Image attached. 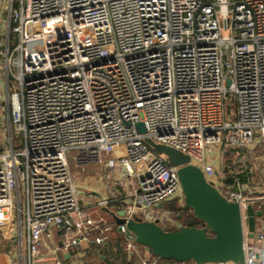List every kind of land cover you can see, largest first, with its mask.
<instances>
[{"label": "built area", "instance_id": "1", "mask_svg": "<svg viewBox=\"0 0 264 264\" xmlns=\"http://www.w3.org/2000/svg\"><path fill=\"white\" fill-rule=\"evenodd\" d=\"M6 2L0 228L16 232L17 263L192 264L156 256L106 216L166 231L192 220L178 168L152 140L239 205L244 264H264V0ZM91 165L107 196L87 186Z\"/></svg>", "mask_w": 264, "mask_h": 264}, {"label": "water", "instance_id": "2", "mask_svg": "<svg viewBox=\"0 0 264 264\" xmlns=\"http://www.w3.org/2000/svg\"><path fill=\"white\" fill-rule=\"evenodd\" d=\"M138 128L144 132L142 124ZM155 152L165 156L178 168L185 206L202 221L203 227L184 226L166 231L153 222L127 220L110 213L118 225H126L128 233L156 256L176 262L195 264L245 263L244 232L240 207L229 202L207 181L203 171L190 164L189 156L165 145L148 140ZM262 216V212L257 213ZM250 231H254V212L249 209ZM212 234V235H209ZM66 259L69 255L65 256Z\"/></svg>", "mask_w": 264, "mask_h": 264}, {"label": "crops", "instance_id": "3", "mask_svg": "<svg viewBox=\"0 0 264 264\" xmlns=\"http://www.w3.org/2000/svg\"><path fill=\"white\" fill-rule=\"evenodd\" d=\"M3 15L4 13H1L0 14V18H3ZM1 21V19H0ZM4 24V23H3ZM2 25L0 23V29H2ZM7 98V85H6V79L5 78H2L0 79V99H6ZM7 117V110L4 111V112H0V126H1V123L2 121ZM4 132V131H3ZM4 136V133L0 134V138H2ZM86 180L88 183V187L92 188V190L94 191H98L101 195L103 196H107L106 194V188H105V183L101 180L100 176H96V177H89L87 176L86 177ZM109 210V209H108ZM110 210H115L113 209L112 207L110 208ZM109 210V211H110ZM106 216L109 218V213L106 211ZM111 216V215H110ZM112 217V216H111ZM111 219V218H110ZM113 219V217H112ZM115 222V220H114ZM113 222V223H114ZM8 230H10L11 232V236H13V240L15 239V234L16 232L14 230H12L10 227H4ZM0 229H3V228H0ZM14 234V235H13ZM12 239V237H10ZM15 241H14V245H15ZM2 245H0L1 247ZM14 247V246H13ZM43 254H46V249H43ZM66 255L63 256V260L65 261V264H72V261L66 259L65 257ZM105 263L104 264H110L108 262V260H106L105 258L102 259ZM18 253H16L14 251V248H12L11 250L9 251H5L4 249L3 250H0V264H18ZM35 264H54L52 261H41V262H37Z\"/></svg>", "mask_w": 264, "mask_h": 264}, {"label": "rangeland", "instance_id": "4", "mask_svg": "<svg viewBox=\"0 0 264 264\" xmlns=\"http://www.w3.org/2000/svg\"><path fill=\"white\" fill-rule=\"evenodd\" d=\"M6 7H7L6 0H0V14L6 12ZM0 19H1L0 23H1L2 27H3L2 29H0V41H1L2 44H4L6 39H7V31H6V28H5L4 24H3L5 18H0ZM12 130H13V128H12ZM2 133H5V129L3 130L2 127L0 126V134H2ZM208 156L212 158L211 160H212L213 164L218 166V164L220 162V159L222 157L221 153L217 149L215 151H213L212 149H209L208 150ZM70 163H71V165H73V167L75 166V161L74 160L70 159ZM97 168L98 167L96 165H91V167L87 168L86 175L89 176V177L98 176L99 173H96V174L94 173L97 170ZM10 237H12V239ZM0 245H2L0 247V250L4 249L5 251H9L12 248H14V251L16 253H18V249L16 250V247L14 245L13 236H11L10 230H8L6 228L0 229Z\"/></svg>", "mask_w": 264, "mask_h": 264}, {"label": "trees", "instance_id": "5", "mask_svg": "<svg viewBox=\"0 0 264 264\" xmlns=\"http://www.w3.org/2000/svg\"><path fill=\"white\" fill-rule=\"evenodd\" d=\"M236 159H237V151H235V150H229L227 152V154H226V161H225L226 167H227L226 168V171L229 172L228 167L231 166V164ZM238 171H239L238 174H235L236 177H240L242 180H244L246 178L245 173H243V172L241 173L240 170H238ZM233 175L234 174L229 173V176L231 178H228L227 179V182L228 183H231L232 182V179H233L232 176ZM184 223H185V225L192 226V227H203V224H204L202 221L198 220L195 216H192V220L191 221L190 220L189 221L185 220ZM209 235H212V234H209ZM104 263L105 262L102 260V258L100 256H98L97 254L96 255L94 254V255H90L89 256V264H104Z\"/></svg>", "mask_w": 264, "mask_h": 264}]
</instances>
